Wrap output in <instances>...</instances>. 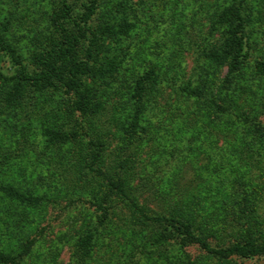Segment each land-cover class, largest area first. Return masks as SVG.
<instances>
[{
	"label": "rangeland",
	"instance_id": "obj_1",
	"mask_svg": "<svg viewBox=\"0 0 264 264\" xmlns=\"http://www.w3.org/2000/svg\"><path fill=\"white\" fill-rule=\"evenodd\" d=\"M91 3L0 0V264H264L96 172L213 249L264 246V0Z\"/></svg>",
	"mask_w": 264,
	"mask_h": 264
},
{
	"label": "trees",
	"instance_id": "obj_2",
	"mask_svg": "<svg viewBox=\"0 0 264 264\" xmlns=\"http://www.w3.org/2000/svg\"><path fill=\"white\" fill-rule=\"evenodd\" d=\"M95 2H96V0H92V3L87 6V10H89V12H92L91 8H92V5L95 4ZM228 14L230 15V18L226 17V18H224L223 21H225L227 24H229L231 26H234L236 19H238V20L241 19V15H240L239 11H237V10H233V11L230 10ZM233 16L235 17V19L234 18L232 19ZM239 33L244 34L242 28L239 31ZM80 35L85 37V32L80 33ZM231 40H232V43H230V45L234 46L238 50L242 49L243 43H242V41L238 35H235L233 38H231ZM233 68H234V66H233ZM86 71H87V66L80 61H78V62L69 61L66 64V74L68 77L67 92H69L70 90L76 89L77 79L79 78V76H82L83 74H85ZM0 78H2L1 75H0ZM52 78H53V76L49 72L43 71V72H39V73L35 72V73H31V74L20 73V78H17V79L19 82H24V83L26 81H33L35 83H42L46 87H50V88L55 89L56 85L54 84ZM73 105H74L75 109L77 111H79L80 113L86 112L85 107L82 106L78 102V100L74 101ZM91 171H94V170H91ZM96 172L101 175L102 180L109 187H111L112 189H114L115 191L120 193L126 199L127 203L139 214L140 217H142L143 219L150 221V222H156V223L160 222V223L170 224L171 226L179 228L182 231V233L188 237V239L190 241L197 244L200 248H202L207 253L213 254L215 256H220V257H228L234 253L235 254L239 253V254H243V255H245V254H247V255H259V254L264 253V246L263 245H255L251 240H247L244 243V245H242V246H231L227 250L213 249L205 240H203L199 236H196L195 234H193L191 232V230L189 229V227L185 223L179 222L175 219L167 218L164 216L151 217V216L146 215L145 212H143L141 210V208L132 199H130L127 196L124 189L119 184H117L116 182L111 180L106 175H103L101 172H99V171H96ZM0 207H1V205H0ZM82 241H84V239L81 240V243H82Z\"/></svg>",
	"mask_w": 264,
	"mask_h": 264
}]
</instances>
